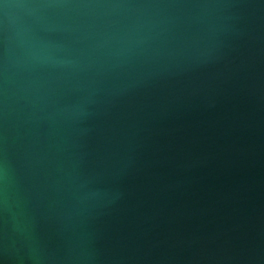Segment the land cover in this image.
<instances>
[{
    "label": "water",
    "instance_id": "1",
    "mask_svg": "<svg viewBox=\"0 0 264 264\" xmlns=\"http://www.w3.org/2000/svg\"><path fill=\"white\" fill-rule=\"evenodd\" d=\"M0 264H264V0H0Z\"/></svg>",
    "mask_w": 264,
    "mask_h": 264
}]
</instances>
